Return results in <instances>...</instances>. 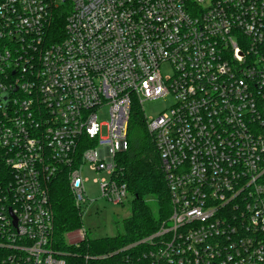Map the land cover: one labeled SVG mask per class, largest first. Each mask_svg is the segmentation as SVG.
<instances>
[{"label": "built area", "instance_id": "built-area-1", "mask_svg": "<svg viewBox=\"0 0 264 264\" xmlns=\"http://www.w3.org/2000/svg\"><path fill=\"white\" fill-rule=\"evenodd\" d=\"M164 96L144 120L169 216L111 253L57 247L51 182L82 209L88 167L121 204L131 106ZM0 264H264V0H0Z\"/></svg>", "mask_w": 264, "mask_h": 264}, {"label": "trees", "instance_id": "trees-1", "mask_svg": "<svg viewBox=\"0 0 264 264\" xmlns=\"http://www.w3.org/2000/svg\"><path fill=\"white\" fill-rule=\"evenodd\" d=\"M65 15L64 11L55 13L52 27L54 34L61 32ZM127 144L126 151L116 155L120 183L125 184L127 191L133 197L131 216L123 220V234L96 240H80L78 246L67 244L65 241L81 229L82 212L81 208L75 205L69 192L67 177L61 174L49 187L57 247L81 254L111 253L155 234L169 216L170 199L160 157L146 129L144 114L135 104L131 106ZM151 203L155 205V212L152 211Z\"/></svg>", "mask_w": 264, "mask_h": 264}, {"label": "rangeland", "instance_id": "rangeland-1", "mask_svg": "<svg viewBox=\"0 0 264 264\" xmlns=\"http://www.w3.org/2000/svg\"><path fill=\"white\" fill-rule=\"evenodd\" d=\"M161 72L164 77L173 75V69L168 62L161 65ZM173 102L172 96L143 101L142 110L145 117L155 119L170 109ZM98 122L100 124L99 136L106 138L107 125L109 123L108 108H102L98 112ZM82 176L85 180L84 188L87 205L81 209V230L83 228L91 240L122 235L124 232L123 220L131 216L132 194L128 192L121 204H113L101 197L98 180L105 178V174L97 175L88 167H85L83 168ZM150 206L152 211L155 212V205L151 203ZM81 238L88 239L77 232L75 235L72 234L69 240L71 243L76 244L80 242ZM69 240L67 239L65 242L69 244Z\"/></svg>", "mask_w": 264, "mask_h": 264}]
</instances>
